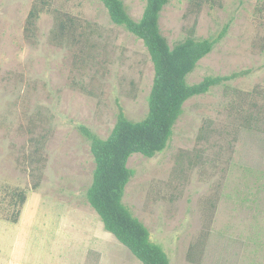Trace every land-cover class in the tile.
Instances as JSON below:
<instances>
[{
    "label": "rangeland",
    "instance_id": "374dc122",
    "mask_svg": "<svg viewBox=\"0 0 264 264\" xmlns=\"http://www.w3.org/2000/svg\"><path fill=\"white\" fill-rule=\"evenodd\" d=\"M122 1L139 22L147 0ZM44 2L30 35V12ZM193 4L171 0L163 11L171 47L193 29L214 39L230 27L188 83L247 73L189 100L162 153L129 159L123 202L170 264H264V5ZM65 15L86 47L53 40ZM154 78L143 41L101 1L0 0V264H143L87 199L96 163L79 129L108 139L120 108L144 120Z\"/></svg>",
    "mask_w": 264,
    "mask_h": 264
},
{
    "label": "trees",
    "instance_id": "16d2710c",
    "mask_svg": "<svg viewBox=\"0 0 264 264\" xmlns=\"http://www.w3.org/2000/svg\"><path fill=\"white\" fill-rule=\"evenodd\" d=\"M99 1L108 10L114 24L124 27L143 41L154 66L155 78L149 99V114L144 120L133 122L120 108L117 124L106 140L88 128L80 127L81 133L91 143L96 163L87 199L101 217L105 230L113 234L141 263L170 264L166 252L152 241L149 230L123 202L126 187L134 176V172L127 167L128 161L134 154L154 158L166 150L183 115L184 105L189 100L207 95L212 89L245 76L247 71L229 76H210L190 85L189 76L226 36L230 23L214 39H197L193 29L185 40L171 47L160 26L162 13L171 0H147L139 22L131 18L122 0ZM190 1L194 3V8L200 10L216 0ZM259 1L264 5V0ZM47 5L44 2L31 10L26 30L28 34L31 35ZM87 39L74 17H58L53 31V40L57 44L86 47ZM26 200V193L17 194L20 206H24ZM19 216V213L14 216L13 222L17 223Z\"/></svg>",
    "mask_w": 264,
    "mask_h": 264
}]
</instances>
